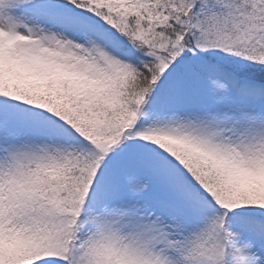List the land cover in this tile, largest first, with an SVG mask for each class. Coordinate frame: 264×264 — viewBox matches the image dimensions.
<instances>
[{"label": "snow or ice", "instance_id": "snow-or-ice-1", "mask_svg": "<svg viewBox=\"0 0 264 264\" xmlns=\"http://www.w3.org/2000/svg\"><path fill=\"white\" fill-rule=\"evenodd\" d=\"M0 264H264V0H0Z\"/></svg>", "mask_w": 264, "mask_h": 264}]
</instances>
